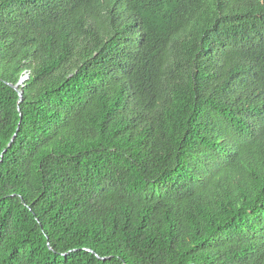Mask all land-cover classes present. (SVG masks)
Segmentation results:
<instances>
[{
  "label": "trees",
  "instance_id": "16d2710c",
  "mask_svg": "<svg viewBox=\"0 0 264 264\" xmlns=\"http://www.w3.org/2000/svg\"><path fill=\"white\" fill-rule=\"evenodd\" d=\"M15 133L0 264H264V0H0Z\"/></svg>",
  "mask_w": 264,
  "mask_h": 264
},
{
  "label": "water",
  "instance_id": "95a60500",
  "mask_svg": "<svg viewBox=\"0 0 264 264\" xmlns=\"http://www.w3.org/2000/svg\"><path fill=\"white\" fill-rule=\"evenodd\" d=\"M28 78H29V72L27 71L26 74L23 75V76L19 79V81H18L16 84H11V83H9L12 87H14V88L18 91V94H19L18 104H19V103L22 101V99H23V90L20 89V86L23 85V84H24V81H25L26 79H28ZM18 108H19V107H18ZM19 109H20V108H19ZM16 134H17V133H15L14 136L12 137V139H11V141L9 142L7 148H5V149L2 151L1 158H0V162L2 161L3 156H4V153L6 152V150L8 149V147H10V146L12 145V142H13V140L15 139Z\"/></svg>",
  "mask_w": 264,
  "mask_h": 264
}]
</instances>
